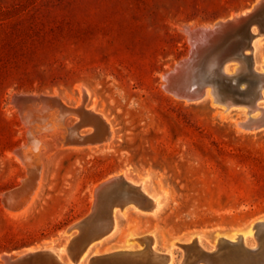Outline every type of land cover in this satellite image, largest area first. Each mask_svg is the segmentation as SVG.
<instances>
[{"label": "rangeland", "instance_id": "obj_1", "mask_svg": "<svg viewBox=\"0 0 264 264\" xmlns=\"http://www.w3.org/2000/svg\"><path fill=\"white\" fill-rule=\"evenodd\" d=\"M255 1L0 0V264H7L4 255L12 262L37 247H53L64 263L75 264L65 248L68 228L92 211L96 185L121 173L161 197L162 210L122 213L118 232L81 264L96 253L138 249L129 238L147 233L180 264L186 251L179 243L200 237L203 247L215 249L219 235L247 231L264 218V128L239 125L242 108L226 111L211 97L188 102L164 88V74L188 55L186 27L226 19ZM263 44L255 51L258 67ZM79 87L89 90L82 108L93 105L111 124L107 135L96 137L85 122L73 138L62 125L79 124V117L53 119L58 103L77 106ZM26 95L35 99L27 103ZM42 98L51 110H37ZM31 107L46 115L35 132L41 149L29 131L34 123L24 118ZM23 148L42 166L35 174L16 155ZM258 234L246 243L258 245Z\"/></svg>", "mask_w": 264, "mask_h": 264}, {"label": "water", "instance_id": "obj_2", "mask_svg": "<svg viewBox=\"0 0 264 264\" xmlns=\"http://www.w3.org/2000/svg\"><path fill=\"white\" fill-rule=\"evenodd\" d=\"M186 32L190 44L188 55L178 60L164 74V88L189 101L203 100L210 96L214 104L224 106L227 110L245 108L248 116L241 121V125L248 130L263 129L264 65L262 68L257 66L253 40L258 33L264 34V0H256L239 15L218 20L211 26L193 29L186 27ZM226 66L234 68L227 71ZM81 109L84 113L77 125L89 122L95 131L96 124L93 123L100 119L99 115L92 110ZM107 132L109 129L105 134ZM147 200L148 197L137 187L130 186L120 175L114 176L111 182L105 183L98 190L96 209L90 219L87 221L85 217L79 221L80 232L66 247L68 257L76 262L92 240L109 232L112 225L111 211L116 204L124 206L134 202L146 209ZM99 214L101 215L98 216ZM75 226L77 223L70 227ZM258 231L264 234V221L258 223ZM230 247L233 245L226 246L225 241L219 243L217 249L224 251ZM215 254L216 252H204L203 258H197L191 264H198L202 259L205 262L212 261ZM152 258L154 255L151 254H113L100 258L92 256L88 264H95L98 260L100 264H147V260ZM12 263L66 264L56 259L48 250L24 252Z\"/></svg>", "mask_w": 264, "mask_h": 264}, {"label": "bare ground", "instance_id": "obj_3", "mask_svg": "<svg viewBox=\"0 0 264 264\" xmlns=\"http://www.w3.org/2000/svg\"><path fill=\"white\" fill-rule=\"evenodd\" d=\"M245 11V10H244ZM240 13H242V12H240ZM240 13H237V14H232V16H230V17H233V16H237V15H239ZM223 20V19H222ZM211 25H213V23L212 24H206V25H203V26H211ZM200 26V25H199ZM190 29H193V28H195V27H197V26H192V25H190V26H188ZM264 34H262V33H258L257 34V36L254 38V40H253V53H254V56H255V51H256V49L259 47V46H262V42H264ZM264 45V44H263ZM256 63H257V61H256ZM258 65V64H257ZM260 65V64H259ZM264 65V61H262V63H261V65H260V67L262 68V66ZM234 67H230V66H226V70L227 71H231V69H233ZM81 86V85H80ZM83 87H84V85H83ZM80 88V97H79V99H78V101H77V106L75 107V108H68V107H66L65 106V104H62V103H58L56 100L57 99H54L53 100V102H55V103H58V105H59V112L56 114V116L53 118V119H55V121H56V123L58 124V123H63L64 122V120L66 119V118H68V117H66L68 114H71V115H73L74 117H75V120H76V118H80V116H82L83 115V113H84V111H83V109H81L82 108V106H84V103H85V101H86V99L88 100V92H89V90H88V92H87V90L85 89V88ZM170 93V92H169ZM24 94V93H23ZM33 94V93H32ZM53 94V93H52ZM51 94V95H52ZM172 94V93H171ZM18 95H19V93H18ZM49 95V94H48ZM58 95V94H57ZM172 95H174V94H172ZM17 96V95H16ZM15 96V97H16ZM22 96V95H21ZM20 96V97H21ZM34 96H35V94H34ZM42 96V95H41ZM54 96V95H53ZM175 96V95H174ZM12 97H14V96H12ZM52 97V96H51ZM177 97V96H176ZM208 97H210V96H208ZM31 98L32 99H35V97H27V95H26V100L27 99H30L31 100ZM37 98V97H36ZM62 98V97H61ZM179 98V97H178ZM173 99H175V100H179V99H177V98H173ZM180 99H182V98H180ZM20 100H21V98H20ZM50 100V99H49ZM64 100V99H63ZM183 100H185V101H188V102H194V101H189V100H187V99H183ZM16 101V100H15ZM14 101V102H15ZM22 101H23V99H22ZM39 101V100H38ZM42 103L40 104L39 103V105H40V108H38L37 110L38 111H40V112H42V111H45V110H51V109H49L50 107H49V104H48V102H47V100H46V98H42ZM65 101V100H64ZM199 101V100H198ZM27 103H28V100L26 101ZM86 102H88V101H86ZM17 103V102H16ZM20 104V103H19ZM22 104V103H21ZM26 104V103H25ZM32 104H34V103H32ZM54 104V103H53ZM23 105V104H22ZM31 105V104H30ZM35 105V104H34ZM37 105V104H36ZM67 105V104H66ZM76 105V104H75ZM33 106V105H32ZM51 106V105H50ZM87 106V105H86ZM219 106V105H218ZM26 107H27V105H26ZM29 107V106H28ZM85 107V106H84ZM89 107V106H88ZM224 107V106H223ZM16 108H18V107H16ZM86 108V107H85ZM93 108H94V106L92 105L90 108H88L89 110H92L93 111ZM19 109V108H18ZM35 109H36V107H34V108H27L25 111H24V118H25V121L28 123V126L29 125H31V123L33 124L34 123V126L32 125L31 127H30V129H29V131H30V134H31V137H32V140H33V142H34V147L35 148H37V147H39L40 146V144H42L41 143V141H40V139H38L37 138V136H36V134H35V132L38 130V127L39 128H43L44 126L43 125H41L39 122L41 121V120H44L45 119V117H46V115H45V113H44V116L43 115H40L39 113H37V111H35ZM223 109V108H222ZM224 109H226L225 107H224ZM241 109V108H240ZM241 110H244L245 111V116H248V114H247V109H245V108H242ZM53 111H54V109H53ZM96 111V110H95ZM225 111V110H224ZM226 111H227V109H226ZM56 112V110L54 111V113ZM94 112V111H93ZM94 113H96V112H94ZM20 114V113H19ZM96 114H98V113H96ZM99 115V114H98ZM103 116L104 115H99V118L100 119H97V121H95L94 123H93V125H95L96 126V128H95V131H94V135L95 134H98L99 136L100 135H104V133H105V131L107 130V129H110L111 127H110V125H108L106 122H105V119L104 118H106V117H104L103 118ZM23 118V117H22ZM245 118H243V120H244ZM240 120V119H239ZM107 121H108V119H107ZM52 122V121H51ZM36 123H38V124H36ZM52 124V123H51ZM241 124V121H239V125ZM64 125H66L67 126V129H68V134H71L70 136H73V138H75L74 136H77L78 134H79V128H78V126H77V124L76 125H74L73 123L70 125L69 124V126L67 125V124H63L62 125V127H64ZM65 126V127H66ZM82 126V125H81ZM91 126V127H90ZM89 126V130H94V127L92 126V125H90ZM64 127V128H65ZM85 127V126H84ZM87 127V126H86ZM93 127V128H92ZM59 128V127H58ZM64 128H62V129H64ZM84 129H86V128H84ZM112 130H113V128H111ZM243 129V128H242ZM54 130V129H53ZM81 130V129H80ZM254 130H257V129H254ZM254 130H252L253 132H254ZM28 131V130H27ZM48 131V130H47ZM50 131V130H49ZM245 131V130H244ZM252 131H250V132H252ZM111 132V131H110ZM247 132V131H246ZM249 132V131H248ZM86 133V132H85ZM89 133H93L92 131L91 132H89ZM108 133V132H107ZM81 134V133H80ZM114 134V133H113ZM81 135H83V134H81ZM80 135V136H81ZM85 135V134H84ZM88 135V134H87ZM86 135V136H87ZM92 135V134H91ZM105 135H107V134H105ZM110 135V134H109ZM93 136V135H92ZM96 137H97V135H95ZM112 136V135H111ZM101 137H103V136H101ZM69 138V137H68ZM95 138V137H94ZM70 139V138H69ZM80 139H81V137H80ZM96 139V138H95ZM94 139V140H95ZM99 139V138H98ZM110 139V138H109ZM82 140H83V138H82ZM87 140H89V139H87ZM105 140V139H104ZM106 140H108V138L106 139ZM105 140V141H106ZM44 141V140H43ZM69 141V140H68ZM84 141H86V139H84ZM83 141V143H85ZM63 142V141H62ZM89 142H91V141H89ZM95 142V141H94ZM100 142V141H99ZM98 142V143H99ZM104 142V141H103ZM103 142H101V144L103 143ZM45 143V142H44ZM88 143V142H87ZM93 143V142H92ZM109 143H110V141H109ZM25 144V143H24ZM27 144H29L30 145V143H28L27 142ZM32 144V143H31ZM46 144V143H45ZM64 144V143H63ZM28 145V146H29ZM43 145V144H42ZM65 145V144H64ZM32 146V145H31ZM47 146V145H46ZM45 146V147H46ZM71 146V145H70ZM69 146V147H70ZM78 146V145H77ZM24 147V146H23ZM30 147V146H29ZM41 147V146H40ZM39 147V149H41ZM44 147V146H43ZM42 147V148H43ZM72 147V146H71ZM87 147V146H86ZM20 149L22 148V147H19ZM73 148V147H72ZM82 148V147H81ZM26 149V148H25ZM31 149V148H30ZM29 149V150H30ZM44 149V148H43ZM27 150V149H26ZM31 151V150H30ZM29 151V152H30ZM34 151V150H33ZM35 151H37V150H35ZM15 153H17V151L15 152ZM37 153H39V152H37ZM41 153V152H40ZM34 154V153H33ZM17 156L18 155H20V157L22 158V162H24L25 163V165L27 166V168H30L29 170H33V172L32 173H34V172H37L36 170H37V168L39 169V167L41 166H37L33 161H31L30 160V158H32V157H29L28 156V154H27V152H25L24 151V148L22 149V150H19L18 149V153L16 154ZM39 155V154H38ZM37 156V155H36ZM29 157V158H28ZM38 157V159H39V157L40 156H37ZM20 158V159H21ZM43 162V161H42ZM36 168V169H35ZM41 169H42V166H41ZM40 171V170H39ZM31 172H29V174L31 173ZM42 172V171H41ZM41 172H40V174H37V175H39V176H37V179L38 178H41ZM31 173V174H32ZM27 174V173H26ZM35 174V173H34ZM123 179H124V181H126L130 186H135V187H137L140 191H142L143 192V194L145 195V196H147L148 197V200L145 202V206L147 207L146 209L145 208H139V207H137L136 205H134V204H130V203H127V204H125L124 206H120V204H116L113 208H112V211H111V217H112V225H111V228H110V230H109V232H107L106 234H104L103 236H101V237H99V238H97V239H95V240H92L88 245H87V247H86V249L84 250V251H82V253L79 255V258L77 259V261L75 262V264H81V262L83 261V259L86 257V255H87V253L88 252H90L91 250H93L94 248H95V246L98 244V243H100V242H102V241H104V240H106V239H108L110 236H112V235H114L115 233H117L118 232V230H119V227H120V215L122 214V213H125L126 211H128V210H130V209H134L135 211H137V212H140V213H144V214H152V215H157V214H159L160 212H161V210H162V199H160L161 197H159V196H157V195H155V194H153V193H151V192H149L146 188L147 187H145V184H144V182L143 181H141V182H135V181H133V180H130V179H128L126 176H125V174L124 173H121V174H119ZM27 176V175H26ZM25 177V176H24ZM32 177V176H31ZM114 177V176H113ZM113 177H109V178H107L106 180H104L103 182H101L100 184H98V185H96V187H95V200H94V205H93V207H92V211L90 212V214L85 218V220H89L90 219V215L95 211V209H96V205H97V193H98V190L101 188V186L102 185H104L105 183H107V182H111L112 181V178ZM22 179V178H21ZM31 179V178H30ZM36 179V180H37ZM35 180V181H36ZM41 180L42 179H39V181L36 183L34 180H32V181H34V184L36 183L38 186H37V188H35L36 190H34L33 192V196L31 197L32 199L30 200V202L31 201H33L34 199H35V197L38 195V189L40 188V185H41ZM22 181V180H21ZM29 181H31V180H29L28 179V182ZM28 182H26V184L28 183ZM25 183V182H24ZM33 183V182H32ZM31 184V183H30ZM30 184H28L27 186H29ZM22 185H25V184H22ZM21 185V186H22ZM19 186V185H18ZM33 186V185H32ZM31 187V186H30ZM18 190V189H17ZM20 191V190H19ZM30 191H32V189L30 190ZM4 194H2V196H3ZM11 195V194H10ZM22 196V195H21ZM23 196L25 197V194H24V192H23ZM16 198V197H15ZM27 198H29V197H27ZM35 201V200H34ZM19 202H22V201H19ZM25 202V201H24ZM23 202V203H24ZM29 202V203H30ZM14 203V202H13ZM16 203H17V201H16ZM26 203H27V207H29L28 206V202L26 201ZM20 204H22V203H20ZM25 204V203H24ZM31 204V203H30ZM33 204V203H32ZM13 205V204H12ZM16 205H18V204H16ZM21 206V205H20ZM19 206V207H20ZM24 206V205H23ZM14 207V206H13ZM19 207H17V208H19ZM27 207H23L22 208V210L24 209V211H25V208H27ZM17 208H15V210L14 211H16V209ZM21 209V208H20ZM19 209V210H20ZM13 210H11V212H13ZM22 210H20V211H22ZM30 210V209H29ZM28 210V211H29ZM17 212H19L18 211V209H17ZM95 214V213H94ZM93 214V215H94ZM101 214H99L98 216H100ZM263 218V217H262ZM258 219V218H257ZM255 220V219H254ZM264 220V218L263 219H260V220H258V221H255V222H253V223H251V226L249 227V229L247 230V231H237V232H235L231 237H229V236H227V235H219L218 237H217V242L215 243V249H206L205 247H203L202 245H201V241H200V237H195V239L193 240V242L192 243H189V244H184V243H179L182 247H184L185 248V251H186V254H185V256H184V258L182 259V262L180 263V264H191V263H193L197 258H203L204 257V252H208V253H212V252H216V254H215V256L212 258V261H208V262H205L206 260H204V259H202V261L201 262H199L198 264H203V262L204 263H206V264H264V234H262L263 235V238H261L260 239V241H259V243H258V245H253V246H250V245H248L247 243H246V239H247V237H248V235H253V234H258V223H260V222H262ZM75 223H77V226H75V227H69L68 229V233H70L71 234V238H69V241H68V243L70 242V240L71 239H75L76 238V236L79 234V232H80V230H79V228H80V225H81V223H79V221H77V222H75ZM84 224V223H83ZM82 224V225H83ZM75 231H77V232H75ZM256 234V235H257ZM261 235V236H262ZM195 236V235H194ZM194 238V237H193ZM191 239V238H190ZM189 239V240H190ZM135 241H138L140 244H141V246H143L142 248H138V249H120V250H116V251H112V252H108V250H107V252L108 253H103V254H94L93 256L95 257V258H100V257H105V256H109V255H113V254H151V255H154V258H152V259H150V260H147L148 261V263L147 264H155V263H158V262H160V263H164V264H173V262L172 261H174L173 260V256H174V254L172 255V250H171V252L170 251H168V252H161L160 250H157V238H156V236H155V234H152V233H147V234H143V235H132L130 238H129V244L131 243L132 244V242H135ZM226 241V246L227 245H233V247H230V248H227L226 250H224V251H218V249H217V246H218V244L219 243H223V242H225ZM126 242H128V241H126ZM187 242V241H186ZM191 242V241H190ZM67 243V244H68ZM66 244V243H65ZM67 244H66V247H67ZM127 244V243H126ZM133 245V244H132ZM127 246H129V245H127ZM135 246V245H134ZM65 247V248H66ZM225 247V246H224ZM38 248V247H37ZM34 249V248H31V249H28L26 252H31V253H33V252H35V251H40V250H48V251H50V252H52L54 255H55V257H56V259H58L60 262H66V261H64V260H62L61 258L62 257H60V255L63 253L62 251V253L60 254V253H58L59 251H56L53 247H46V248H42V249ZM63 248V247H62ZM124 248H127V247H124ZM248 248V250H245V249H247ZM258 248H259V250H258ZM64 251V250H63ZM257 251V252H256ZM8 256H9V254H8ZM8 256L7 255H4V257H5V259H6V261H7V264H8V262H11L10 261V259L8 258ZM12 257V256H11ZM4 259V260H5ZM11 259H14V257L13 258H11ZM70 262V261H69ZM84 262V261H83ZM100 262V260H98V261H96L95 262V264H100L99 263ZM118 262H122L121 260L119 261L118 260ZM12 263V262H11ZM67 264V263H66Z\"/></svg>", "mask_w": 264, "mask_h": 264}, {"label": "crops", "instance_id": "obj_4", "mask_svg": "<svg viewBox=\"0 0 264 264\" xmlns=\"http://www.w3.org/2000/svg\"><path fill=\"white\" fill-rule=\"evenodd\" d=\"M179 241H182V240H179ZM183 242V241H182Z\"/></svg>", "mask_w": 264, "mask_h": 264}]
</instances>
